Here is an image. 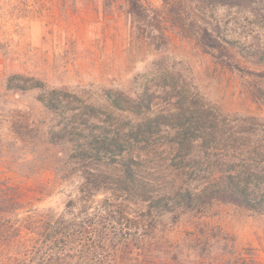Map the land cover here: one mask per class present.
Listing matches in <instances>:
<instances>
[{
	"label": "trees",
	"instance_id": "obj_1",
	"mask_svg": "<svg viewBox=\"0 0 264 264\" xmlns=\"http://www.w3.org/2000/svg\"><path fill=\"white\" fill-rule=\"evenodd\" d=\"M122 1L129 27L158 42L149 80L95 95L11 77L14 89H40L52 114L43 140L71 190L57 211L33 206L28 195L42 188L0 181V264H259L223 230L166 229L220 204L264 213V115L211 99L186 59L174 60L164 16L147 0ZM174 1L215 62L241 76L264 74V0ZM217 6L241 12L240 26L225 32Z\"/></svg>",
	"mask_w": 264,
	"mask_h": 264
},
{
	"label": "rangeland",
	"instance_id": "obj_2",
	"mask_svg": "<svg viewBox=\"0 0 264 264\" xmlns=\"http://www.w3.org/2000/svg\"><path fill=\"white\" fill-rule=\"evenodd\" d=\"M147 1L166 20L174 60L186 59L182 62L211 99L229 111L264 115L263 73L241 76L224 69L198 45L197 27L182 5ZM123 10L122 0L110 6L103 0H0V181L42 188V193L28 195L34 207L60 211L71 182L53 171V150L47 149L42 136L52 114L38 99L40 89H14L11 77L23 72L54 85L79 84L95 95L112 83L146 82L153 75L158 42L149 44L138 36L125 22ZM212 12L225 32L240 26L236 21L244 17L225 6ZM166 230L175 235L223 230L238 248L252 250L264 264V213L220 204L202 216L183 214Z\"/></svg>",
	"mask_w": 264,
	"mask_h": 264
}]
</instances>
